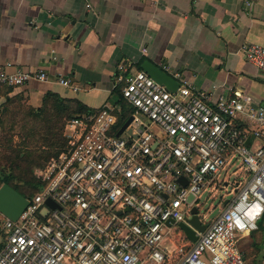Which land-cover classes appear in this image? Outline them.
<instances>
[{
    "label": "built area",
    "instance_id": "built-area-1",
    "mask_svg": "<svg viewBox=\"0 0 264 264\" xmlns=\"http://www.w3.org/2000/svg\"><path fill=\"white\" fill-rule=\"evenodd\" d=\"M239 1L248 9L256 0ZM242 52L264 79V45ZM11 66L0 67V89L49 80L43 69ZM160 68L175 91L119 64L113 89L122 85L125 106L108 102L65 124V150L36 171L42 191L16 221L4 218L0 264H244L239 239L257 230L264 212V107L254 108L243 90H197L182 73ZM56 83L71 88L61 75ZM120 116L122 125L131 121L116 137ZM235 162L242 176L233 198L195 243L175 241L198 197Z\"/></svg>",
    "mask_w": 264,
    "mask_h": 264
},
{
    "label": "crops",
    "instance_id": "crops-1",
    "mask_svg": "<svg viewBox=\"0 0 264 264\" xmlns=\"http://www.w3.org/2000/svg\"><path fill=\"white\" fill-rule=\"evenodd\" d=\"M247 44L264 45V0L248 9L239 0H0V67L43 69L49 79L1 88L0 104L18 97L36 109L52 92L96 110L115 104L111 95L119 64L133 73L143 71L147 61L182 73L197 90L240 89L262 106L264 79L245 60ZM58 75L69 79L71 88L57 84ZM230 192L232 199L235 191ZM229 200H222L223 207ZM173 235L186 244L180 233ZM244 237L242 246L256 247L264 263L263 234H245L239 246Z\"/></svg>",
    "mask_w": 264,
    "mask_h": 264
},
{
    "label": "trees",
    "instance_id": "trees-1",
    "mask_svg": "<svg viewBox=\"0 0 264 264\" xmlns=\"http://www.w3.org/2000/svg\"><path fill=\"white\" fill-rule=\"evenodd\" d=\"M12 89V88H8ZM122 85L112 91L113 102L125 106L121 96ZM18 97L7 98L0 104V187L7 185L31 200L44 184L36 171L65 150L64 126L72 118L90 112L76 99H66L47 92L39 108H31ZM126 117H118L120 127ZM1 223V222H0ZM255 233L264 237V212L257 221ZM183 237V242L191 243ZM244 260V257H243Z\"/></svg>",
    "mask_w": 264,
    "mask_h": 264
},
{
    "label": "water",
    "instance_id": "water-1",
    "mask_svg": "<svg viewBox=\"0 0 264 264\" xmlns=\"http://www.w3.org/2000/svg\"><path fill=\"white\" fill-rule=\"evenodd\" d=\"M141 69L147 73L151 78H153L156 82L162 84L165 86V88L168 91H175L178 87V83L173 80L169 75H167L165 72H163L161 69L156 67L155 65L151 64L150 62H143L141 65ZM260 104L253 105L254 108L259 107ZM131 118H129L119 129V131L116 134V137H118L122 131L127 127V125L130 123ZM248 143V140L246 141V144ZM179 182L184 184L183 178L179 179ZM193 200V196L190 195L188 197V202H191ZM46 206L54 209L57 206L51 201L46 200L45 202ZM28 206V200L18 194L16 191H14L12 188H10L7 185H2L0 187V216L11 220L16 221L20 215L24 212L26 207ZM43 215H46L47 209H43L41 211ZM187 225L183 223H179L177 225L178 230L186 237V239L190 243H195L198 240L197 234H202L207 229V224L204 223L200 218L198 214V209L196 207H193L191 209V217L187 220ZM169 224V222H168Z\"/></svg>",
    "mask_w": 264,
    "mask_h": 264
},
{
    "label": "rangeland",
    "instance_id": "rangeland-1",
    "mask_svg": "<svg viewBox=\"0 0 264 264\" xmlns=\"http://www.w3.org/2000/svg\"><path fill=\"white\" fill-rule=\"evenodd\" d=\"M251 96V95H250ZM252 97V96H251ZM261 98L262 106L264 104V92L262 93ZM254 99V98H253ZM264 107V106H263ZM1 136V129H0ZM240 163L235 162L233 166H231L226 173L223 171L220 173L218 177L219 185H213L212 188L208 191L203 192L199 197L195 204L196 208L199 210V215L202 217V220L206 224H210L217 217L220 211L223 209L222 200H229L233 194H231V190L233 189V184L235 181L242 176V172L239 169ZM224 180L225 183H228L227 191H223L221 187L223 184H220L221 181ZM3 221V218L0 216V222ZM177 230H173V234L176 233ZM248 237H244L240 240V249L244 255L245 264H264L261 261H258V255L256 247H243L244 240ZM176 241V240H175ZM176 242H174L175 244ZM165 245L168 248H171L172 242H166ZM261 262V263H260Z\"/></svg>",
    "mask_w": 264,
    "mask_h": 264
}]
</instances>
